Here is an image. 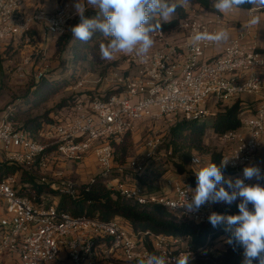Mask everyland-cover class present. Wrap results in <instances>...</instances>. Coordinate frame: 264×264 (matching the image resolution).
Masks as SVG:
<instances>
[{"label":"built area","instance_id":"obj_1","mask_svg":"<svg viewBox=\"0 0 264 264\" xmlns=\"http://www.w3.org/2000/svg\"><path fill=\"white\" fill-rule=\"evenodd\" d=\"M30 1L0 0V49H14L22 42H30L36 26L45 35H70L75 40L70 31L73 13L68 4L49 11L37 3L31 6ZM186 11L188 16L171 30L161 27L153 34L154 44L145 57L119 53L107 60L125 62L124 67L118 65L98 78V82L111 85V93L87 100L76 97L73 104L59 111L56 122L46 125L35 137L18 128L13 120L16 104L0 111V164L18 165L49 185L37 198L35 189H30L33 197L20 194L26 186L20 175L0 179V201L5 205L0 217V256L8 254L17 264H137V257L148 254L173 259L190 251L184 237L134 229L122 217L106 220L73 216L58 208L61 195L76 199L82 185L97 179L104 180L111 191L127 200L161 205L195 224L211 225L207 217L213 211L235 214L221 210L218 205L222 202H209L198 212L187 213L175 206L183 202L182 193L188 192L190 199L189 188L195 187L177 174L166 175L162 192L150 193L136 178L123 177L129 169L141 173L145 164L139 160L126 165L114 162V143L133 131L139 121L170 118L172 125L176 119L208 120L242 95L250 94L261 98L254 108L243 106L241 127L216 135L229 144L221 157H230L226 179L243 178V169L248 166L264 171L257 160L259 150L264 149V50L257 34L247 27L229 38L220 53L207 57V50L218 43L197 42L194 35L198 31H220L223 14L193 4ZM42 76L47 74L39 71L36 75ZM83 83L84 79L79 80L73 89ZM163 142L148 138V157L156 156ZM170 154L166 150L165 155ZM88 156L95 157L99 170L88 182L81 183L76 176L54 170L62 162L77 163ZM194 156L204 162L199 153ZM257 182L255 178L245 180L246 184ZM186 242L187 248L183 245Z\"/></svg>","mask_w":264,"mask_h":264},{"label":"trees","instance_id":"obj_2","mask_svg":"<svg viewBox=\"0 0 264 264\" xmlns=\"http://www.w3.org/2000/svg\"><path fill=\"white\" fill-rule=\"evenodd\" d=\"M214 2L215 0H191L190 4L198 5L210 12H217L213 7ZM242 9H251V6L244 5ZM85 15L88 18H94L97 13L94 10H89ZM175 15L170 21L161 22V27L165 31L171 30L178 24L179 20L186 18L188 12L186 8H178ZM78 21L80 22V18ZM107 42L108 38H105L99 32L94 33L91 40L87 42L77 39L70 42V35L63 36L59 41L58 51L62 52L67 47H70L71 54L68 60L64 61V66L73 67V72H71L69 78H61L60 80L42 78L39 82L33 84L32 91L27 94L26 104H28V107L24 110L19 108L13 115V120L16 121L18 128L35 137L46 125L56 122L59 111L73 104L76 97L81 98L82 95L86 96L83 92H78L73 96L71 101L58 103L57 108L59 110L56 113H51L50 111L38 116L31 114L33 110L42 106L52 96L71 84L72 80H75L78 68L89 66L87 68L90 70L96 71L100 69L99 77H101L106 75L111 68L117 67L118 60L108 62L100 58L99 46L101 43ZM10 48L11 46H8L7 50ZM111 91L109 90L107 93H111ZM92 97L94 96L91 95L88 98ZM243 106L244 104L241 100H236L231 107L225 111L217 112L208 120L176 119L170 126L164 147L167 151H171L169 158L173 161L177 174L185 177L187 185L196 187L195 169L191 164V159L196 153L210 155V162L216 163L218 166L220 165L222 151L211 147L208 143L206 144L205 135L207 129H212L215 134H223L230 130L239 129L242 125L240 113ZM130 133V131L126 132L120 138L119 143H114V162L117 164H125L127 162L131 145ZM163 164L162 160L151 162L145 166L143 172L134 174V178L147 192L163 191L162 184L168 171L161 169ZM222 172L226 174L229 170L223 168ZM7 175H20L21 183L26 184L24 189L20 191V194L29 197H33L30 189L36 190V197L38 198L39 194L47 191L49 187L46 183L41 182L39 177L27 172L18 165L0 164V179ZM80 189L79 197L76 199L69 195H61L57 202L58 208L73 216H99L106 220L122 217L134 229H150L168 236L184 237L193 251L209 249L210 243L207 242L209 236L213 240L217 236L224 235L226 238L225 249L207 252L203 255V259L197 261L192 259L190 264H243V248L235 243H227L230 234L225 232L222 226L213 228L211 225L195 224L167 211L161 205H141L132 202L120 194L111 191L102 179L82 185ZM238 203L233 202L231 205L224 203V205L220 206V209L236 214L238 213ZM254 264H256L255 261Z\"/></svg>","mask_w":264,"mask_h":264},{"label":"clouds","instance_id":"obj_3","mask_svg":"<svg viewBox=\"0 0 264 264\" xmlns=\"http://www.w3.org/2000/svg\"><path fill=\"white\" fill-rule=\"evenodd\" d=\"M191 0H73L75 14L80 22L71 27L72 36L80 41L91 40L99 32L107 43L99 46L102 60H113L117 54L135 53L145 57L154 44L153 34L160 31L161 22H168L178 8H186ZM250 5L252 9H264V0H215L213 7L217 12L229 14L242 6ZM88 8L96 11L94 18L85 13ZM261 23V17L252 14L247 27L252 28ZM229 39L227 30L215 33L196 32L194 40L226 42ZM237 155V154H236ZM235 155V156H236ZM230 158V157H229ZM229 158H223L218 166L213 162H202L194 156V174L197 179L195 189L182 193L183 202L176 205L187 213L198 212L206 203L224 202L231 205L239 199L238 213L211 212L207 220L213 228L222 226L229 233L228 244H237L243 248V264H264V171L258 166L243 169V178H225L222 169L226 168ZM256 179L254 184L245 180ZM224 185H227V190ZM249 204L252 205L251 210ZM191 251L182 252L173 259L164 254H148L137 257V264H190Z\"/></svg>","mask_w":264,"mask_h":264},{"label":"rangeland","instance_id":"obj_4","mask_svg":"<svg viewBox=\"0 0 264 264\" xmlns=\"http://www.w3.org/2000/svg\"><path fill=\"white\" fill-rule=\"evenodd\" d=\"M32 3H40L47 10L50 9V4L57 3L56 8L64 4H68L71 7V12L73 13L72 25L79 23V16L75 14L73 8V0H41L37 2L30 1ZM94 10L88 8L87 11ZM86 11V12H87ZM95 11V10H94ZM176 16V15H174ZM173 16V17H174ZM172 17V18H173ZM65 36V35H64ZM60 37H54L45 35L43 30L34 31L30 42H22L17 48H10L7 50L0 49V111L5 109L8 105L16 104L17 110L19 108L26 109L28 104H26L27 94L31 92L33 84H36L42 78L56 79L69 78L71 72H73V67L64 66V61L68 60L71 50L67 47L62 52L58 51V44ZM74 40H71L70 42ZM117 65L124 67L125 62L122 59L117 61ZM23 70H19L20 67ZM86 67V68H85ZM89 66H82L77 69L75 75V80L73 79L71 84L60 90L59 93L52 96L46 103H44L39 108L32 111L33 116L41 115L45 112L56 113L59 108L57 104L64 101H71L73 96L78 92H83L81 100H87L89 96H96L100 94H105L110 90V84H103L98 82L100 69L94 71L87 68ZM39 71H43L47 74L46 77H36ZM24 73V75H22ZM84 77V85L82 87L74 90V86L77 81ZM88 96V97H87ZM86 98V99H84ZM172 121L170 118H161L158 120L153 119H143L139 121L135 129L130 133V150L127 158V162L139 160L143 164L148 165L151 162L162 160L164 162L161 167L162 170L167 171V174L174 173L177 174L173 161L169 158L170 155H165L166 148L164 144L169 134L170 125ZM148 138H159L164 140L156 156L148 157V148H145V142ZM206 144H210L211 147L218 150L223 149L222 141L218 136L212 131V129H207L205 135ZM204 159L206 154L199 153ZM191 166V165H190ZM195 165H192L194 167ZM54 170L67 175L76 176V180L84 183L88 182L90 178L94 177L98 173L96 159L94 156H88L79 162H62L61 165L54 168ZM138 171L129 169L123 173L124 178H134V174ZM143 172V171H142ZM178 178L185 181L183 175L177 174ZM167 188H169L167 186ZM239 202V199L236 201ZM224 205V202L220 203L218 207ZM0 217L5 209V205L0 201ZM252 205L249 204V209L251 210ZM226 238L224 235L217 236L215 239L211 240L208 238L207 242L210 243V248L204 251H193L188 245L189 250L192 253L193 260H201L204 258V254L207 252H213L217 250H223L226 248ZM185 248H187V242L184 243ZM191 246V244H190ZM17 260H14L8 254H2L0 256V264H17Z\"/></svg>","mask_w":264,"mask_h":264},{"label":"crops","instance_id":"obj_5","mask_svg":"<svg viewBox=\"0 0 264 264\" xmlns=\"http://www.w3.org/2000/svg\"><path fill=\"white\" fill-rule=\"evenodd\" d=\"M35 2L36 0H32ZM41 0H37L39 2ZM36 3L31 2V6ZM40 4V3H38ZM41 5V4H40ZM57 3L50 4V11L56 10ZM252 14L259 15L261 17V23L255 27L250 28L253 33L257 34L258 44L261 49L264 50V9H237L235 13H229L227 15L223 14V23L221 30H227L229 33V38L236 36L239 31L244 30L247 28V21ZM40 27L36 26L34 31H40ZM248 39H252V36H249ZM226 42H221L216 44L213 48L207 50V57L214 56L220 53L224 47ZM261 96L259 95H250L244 94L240 97L241 102L244 104L245 107L254 108L259 103ZM223 149L219 151H224L229 144H225L222 142ZM257 160L260 166L264 168V149L259 150L257 155ZM204 162H210V155H206L204 158ZM195 169V166L193 167ZM225 176V174H224Z\"/></svg>","mask_w":264,"mask_h":264}]
</instances>
